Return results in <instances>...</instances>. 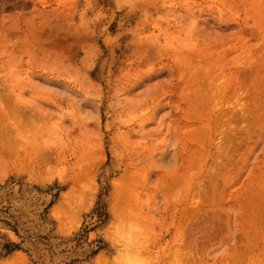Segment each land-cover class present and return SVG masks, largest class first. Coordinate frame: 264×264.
Here are the masks:
<instances>
[{
	"label": "rangeland",
	"instance_id": "1",
	"mask_svg": "<svg viewBox=\"0 0 264 264\" xmlns=\"http://www.w3.org/2000/svg\"><path fill=\"white\" fill-rule=\"evenodd\" d=\"M122 1L0 0V264H264V0Z\"/></svg>",
	"mask_w": 264,
	"mask_h": 264
},
{
	"label": "bare ground",
	"instance_id": "2",
	"mask_svg": "<svg viewBox=\"0 0 264 264\" xmlns=\"http://www.w3.org/2000/svg\"><path fill=\"white\" fill-rule=\"evenodd\" d=\"M115 1V3H122L123 1L122 0H114ZM125 1V0H124ZM187 78V77H186ZM212 118V117H211ZM207 121V120H206ZM198 130V129H197ZM205 130V129H204ZM191 131H192V129H191ZM188 132V131H187ZM195 133V132H194ZM203 133V132H202ZM21 149V148H20ZM32 152V151H31ZM31 160H33V156H31L30 155V152L28 151V149H26V147H24L23 149H21V150H15V149H9V147H6V146H4V147H2L1 148V155H0V172L2 171V172H4L5 173V170H8V168H17V169H19V168H27V167H34L33 166V163L35 164V160H33V161H31ZM27 161H31V162H27ZM219 164V163H218ZM29 165V166H28ZM220 169V168H219ZM0 173L1 175L3 174V173ZM216 174V173H215ZM0 175V176H1ZM217 175H218V173H217ZM220 175V174H219ZM246 203V202H245ZM252 203V202H251ZM254 203V202H253ZM252 213V212H251ZM259 215V214H258ZM256 216V215H255ZM254 216V217H255ZM264 216V215H263ZM252 217V216H251ZM253 217V218H254ZM261 217V216H260ZM259 218V217H258ZM264 218V217H263ZM254 220V219H253ZM255 220H256V218H255ZM260 220V219H259ZM257 222V221H256ZM255 222V223H256ZM259 222H261V220L260 221H258V223ZM254 223V224H255ZM263 223V222H262ZM259 225H260V223H259ZM262 225V224H261ZM258 226V224L256 225V227ZM252 227V226H251ZM254 228H255V226H254ZM253 229V228H252ZM258 229V228H257ZM252 231V230H251ZM250 231V232H251ZM258 231V230H257ZM254 232H255V230H254ZM253 232V233H254ZM259 232V231H258ZM261 232V231H260ZM259 232V234H261ZM256 233V232H255ZM258 234V233H257ZM252 235V234H251ZM254 237V236H253ZM251 238V237H250ZM253 239V238H252ZM257 239H256V236H255V239H254V241H256ZM251 241V240H250ZM249 245H248V247L249 246H251V247H249V248H252V246H254V245H251V244H253L252 242H249L248 243ZM247 246V245H246ZM244 247L245 249L247 248V247ZM243 247V246H242ZM255 247V246H254ZM254 247H253V249H254ZM253 249H251V250H253ZM242 250V249H241ZM247 250V249H246ZM243 251V250H242ZM132 256H134V255H132ZM135 258H136V256H134ZM134 257H132L133 259H135ZM130 259V256H129V258L127 259V261ZM138 261V260H137ZM128 264V263H127Z\"/></svg>",
	"mask_w": 264,
	"mask_h": 264
},
{
	"label": "trees",
	"instance_id": "3",
	"mask_svg": "<svg viewBox=\"0 0 264 264\" xmlns=\"http://www.w3.org/2000/svg\"><path fill=\"white\" fill-rule=\"evenodd\" d=\"M10 217H13L12 215H10ZM6 225L10 226V228L16 232V234H19L18 231H23V235H21V242L23 241L24 238L28 239V237H30L32 234H30L28 232V230L23 229L22 227H20V222L17 219L12 220V224L8 221H4ZM23 229V230H22ZM26 234V235H25ZM14 243V242H4L1 244V250H3L4 252H10L16 248L20 247V243Z\"/></svg>",
	"mask_w": 264,
	"mask_h": 264
}]
</instances>
